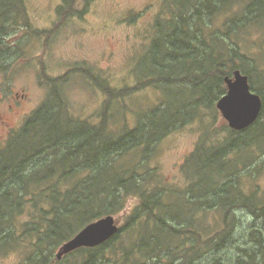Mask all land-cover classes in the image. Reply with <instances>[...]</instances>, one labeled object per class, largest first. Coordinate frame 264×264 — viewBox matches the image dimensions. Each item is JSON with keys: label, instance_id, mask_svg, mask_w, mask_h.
I'll return each mask as SVG.
<instances>
[{"label": "rangeland", "instance_id": "374dc122", "mask_svg": "<svg viewBox=\"0 0 264 264\" xmlns=\"http://www.w3.org/2000/svg\"><path fill=\"white\" fill-rule=\"evenodd\" d=\"M246 2L238 0L227 13L217 14L209 32L220 28L225 16L233 15ZM22 5L28 27L22 22L11 29L14 53L0 70V150L28 116L43 103H52L54 97L53 104L64 105L70 116L95 125L107 107V131L114 133L132 130L137 121L142 122L141 115L150 111L155 122L164 123L165 115L178 119L175 127L145 155L139 149V155L127 156L115 164L122 168L129 160L142 165L141 173L150 175L148 188L160 187L164 201L177 209L176 217H166L178 231L175 240L161 250L160 259L147 264H167L173 257L195 253L200 255L195 264H264L261 249L252 237L253 229L260 231L259 244L264 246L262 213L256 210L264 205V139L250 148L240 145L232 151L233 130L216 108L217 101L211 107L199 103L193 108L197 97L192 99L194 92L189 85L174 87V95L161 91L162 84L142 89L139 86L138 76L152 63L162 62L148 51L158 18L162 22L169 17L162 10L163 0H22ZM242 37V51L249 57L246 66H252L250 60L256 61L257 72L252 75L257 87L264 79V25L249 26ZM100 85L114 91L129 90L124 98L107 105V95ZM162 103L165 111L156 112ZM259 122L264 126V116ZM221 150L228 173L220 177L216 168L219 161L209 156ZM232 162H237L240 170L239 183L234 188L246 197L253 196L255 215L244 206L232 207ZM198 176L204 182L201 189L209 187L207 183L219 182L202 194L198 188H191L198 183ZM139 202L137 195H131L125 208L112 215L118 229ZM122 236V243L128 247L131 240L127 234ZM65 243L56 249L55 257ZM18 261V255L11 254L2 257L0 264ZM102 264L114 262L105 260Z\"/></svg>", "mask_w": 264, "mask_h": 264}, {"label": "trees", "instance_id": "16d2710c", "mask_svg": "<svg viewBox=\"0 0 264 264\" xmlns=\"http://www.w3.org/2000/svg\"><path fill=\"white\" fill-rule=\"evenodd\" d=\"M236 1L163 0L162 10L169 17L162 22L158 18L148 51L162 62L152 63L138 76L141 89L162 84L161 91L172 95L175 88L189 85V90L194 92L192 99L197 97L192 103L195 108L199 103L213 106L226 93L223 80L231 77L234 70L246 75L250 89L262 100V109L251 126L232 131V151L240 145L250 148L264 139V126L259 122L264 116V79L255 86L252 74L257 72L256 61L250 60L252 66H246L249 57L242 51L240 42L249 26L264 25V0H247L242 9L225 16L220 28L209 32L217 14L227 13ZM22 22L28 27L22 0H0V70L14 53L11 29ZM101 88L107 95V105L124 98L129 90L114 91L106 85ZM53 95H57L56 91ZM54 101L43 103L28 116L0 150V259L11 254L18 255L17 264H102L105 260L114 264H147L160 259L161 250L177 236L178 231L166 220L170 215L176 217L177 209L164 201L160 187L148 188L150 175L141 173L142 165L129 160L122 168H116L115 164L127 156L139 155V149L145 155L179 120L165 115L164 123L155 122L150 111L141 115L142 122L137 121L132 130L114 133L107 131V107L100 123L95 125L70 116L64 105L56 106ZM164 111L163 103L157 106L156 112ZM223 152L216 151L214 156L205 153L209 159L219 161L216 168L220 177L228 173V163L221 160ZM236 163L232 162V207L244 206L255 215L253 196L248 198L239 188H234L239 183L240 172ZM198 178L191 188L192 191L198 188L202 194L219 182L207 183L209 187L201 189L204 182ZM131 195H137L140 202L113 237L97 247L79 248L60 260L55 257L56 249L81 228L103 216L121 212ZM256 210L262 213L264 232V205ZM125 234L131 240L128 247L121 241ZM258 234L260 231L253 229L252 237L264 258V246L259 244ZM199 257L198 253L181 255L167 264H195Z\"/></svg>", "mask_w": 264, "mask_h": 264}, {"label": "water", "instance_id": "95a60500", "mask_svg": "<svg viewBox=\"0 0 264 264\" xmlns=\"http://www.w3.org/2000/svg\"><path fill=\"white\" fill-rule=\"evenodd\" d=\"M226 93L216 102V108L233 131H243L259 117L262 109L260 96L250 89L248 77L234 70L224 78ZM118 231L113 216H106L85 226L67 241L57 259L79 248H93L108 241Z\"/></svg>", "mask_w": 264, "mask_h": 264}]
</instances>
